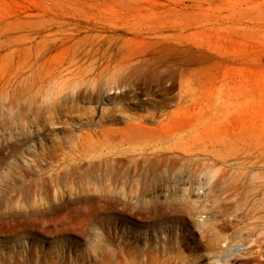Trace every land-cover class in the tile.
I'll list each match as a JSON object with an SVG mask.
<instances>
[{"label":"rangeland","instance_id":"rangeland-1","mask_svg":"<svg viewBox=\"0 0 264 264\" xmlns=\"http://www.w3.org/2000/svg\"><path fill=\"white\" fill-rule=\"evenodd\" d=\"M264 264V0H0V264Z\"/></svg>","mask_w":264,"mask_h":264},{"label":"bare ground","instance_id":"bare-ground-1","mask_svg":"<svg viewBox=\"0 0 264 264\" xmlns=\"http://www.w3.org/2000/svg\"><path fill=\"white\" fill-rule=\"evenodd\" d=\"M159 249L160 250H158V251L155 249L152 250L151 246H149L147 248V250L145 252H143V256L147 258V260L144 262V264H148L149 259L152 258V256L155 257V259H156L157 257H162L163 254L167 253V251H166L167 249L163 248L161 250V247Z\"/></svg>","mask_w":264,"mask_h":264}]
</instances>
